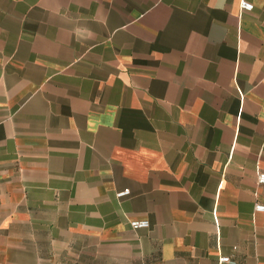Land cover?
<instances>
[{
	"label": "crops",
	"instance_id": "1",
	"mask_svg": "<svg viewBox=\"0 0 264 264\" xmlns=\"http://www.w3.org/2000/svg\"><path fill=\"white\" fill-rule=\"evenodd\" d=\"M247 1L0 0V264H264Z\"/></svg>",
	"mask_w": 264,
	"mask_h": 264
},
{
	"label": "built area",
	"instance_id": "2",
	"mask_svg": "<svg viewBox=\"0 0 264 264\" xmlns=\"http://www.w3.org/2000/svg\"><path fill=\"white\" fill-rule=\"evenodd\" d=\"M241 8L243 11H251L253 8H254V5L247 1V0H242L241 2ZM258 182L259 184H262L264 185V172L263 173H260L259 176H258ZM129 193V190L126 189L124 191H121L118 193V196H125ZM256 210H259V211H262L264 210V205L262 204H257L256 205ZM131 225L134 229H137V228H141V227H148L149 226V221L148 220H134L131 222ZM220 262L221 263H225V262H229V263H234L230 257L228 256H221L220 257Z\"/></svg>",
	"mask_w": 264,
	"mask_h": 264
}]
</instances>
